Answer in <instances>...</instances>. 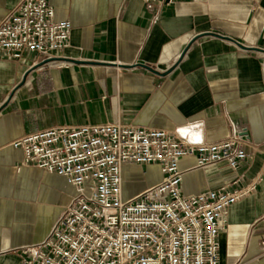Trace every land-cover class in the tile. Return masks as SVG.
<instances>
[{"label":"crops","instance_id":"crops-1","mask_svg":"<svg viewBox=\"0 0 264 264\" xmlns=\"http://www.w3.org/2000/svg\"><path fill=\"white\" fill-rule=\"evenodd\" d=\"M18 1L0 0V22ZM172 1L51 0L56 18L72 22L71 45L50 60H0V264H27L21 249L49 235L75 194L55 173L20 166L13 141L33 131L121 122L180 132L193 123L197 141L237 137L248 155L238 170L182 158L185 193L264 176V0ZM162 178L159 163L128 162L124 196ZM219 243L220 264H264V179L231 205Z\"/></svg>","mask_w":264,"mask_h":264},{"label":"built area","instance_id":"built-area-1","mask_svg":"<svg viewBox=\"0 0 264 264\" xmlns=\"http://www.w3.org/2000/svg\"><path fill=\"white\" fill-rule=\"evenodd\" d=\"M145 2L149 9L159 4ZM72 29L71 20L56 18L51 0H20L0 22V60L25 52L56 57L71 45ZM13 145L24 150L20 166L35 164L75 188L49 235L21 249L27 264H220L219 236L228 228L231 205L264 179L238 176L185 193L182 158L193 156L201 168L226 162L238 170L248 155L237 137L197 141L193 123L180 132L121 122L61 125ZM128 162L159 163L163 178L126 198Z\"/></svg>","mask_w":264,"mask_h":264},{"label":"water","instance_id":"water-1","mask_svg":"<svg viewBox=\"0 0 264 264\" xmlns=\"http://www.w3.org/2000/svg\"><path fill=\"white\" fill-rule=\"evenodd\" d=\"M220 36H222V35H220ZM199 37V36H198ZM198 37H196L194 40H196ZM193 40V41H194ZM193 41L188 45V47H186V49L184 50V52L182 53V56L187 52V50L190 48V46H191V44L193 43ZM240 46H242V47H244V48H253V47H248V46H246V45H244V44H242V43H240V42H238V41H236ZM53 58H55V57H53ZM53 58H48L47 60H50V59H53ZM5 106V105H4ZM3 108V107H2ZM1 108V109H2Z\"/></svg>","mask_w":264,"mask_h":264}]
</instances>
